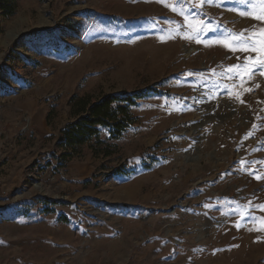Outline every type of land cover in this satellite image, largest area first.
<instances>
[{
  "label": "rangeland",
  "instance_id": "1",
  "mask_svg": "<svg viewBox=\"0 0 264 264\" xmlns=\"http://www.w3.org/2000/svg\"><path fill=\"white\" fill-rule=\"evenodd\" d=\"M14 5L0 12V264H264V0ZM229 32L256 49L224 47ZM133 94L115 154L66 157L73 97Z\"/></svg>",
  "mask_w": 264,
  "mask_h": 264
},
{
  "label": "trees",
  "instance_id": "2",
  "mask_svg": "<svg viewBox=\"0 0 264 264\" xmlns=\"http://www.w3.org/2000/svg\"><path fill=\"white\" fill-rule=\"evenodd\" d=\"M14 3L15 0H0V12L4 17L15 15ZM142 98L141 94L105 95L97 100L88 96L73 97L71 108L76 121L62 131L59 144L66 157L78 153L84 146H90L96 157L108 158L115 154L117 149L111 142L121 140L135 125L133 109ZM103 130L108 131V140H101ZM123 174L115 171V175Z\"/></svg>",
  "mask_w": 264,
  "mask_h": 264
},
{
  "label": "snow or ice",
  "instance_id": "3",
  "mask_svg": "<svg viewBox=\"0 0 264 264\" xmlns=\"http://www.w3.org/2000/svg\"><path fill=\"white\" fill-rule=\"evenodd\" d=\"M158 2H162V3H166V0H158ZM178 3H180L181 5H183V3L185 2V0H177ZM217 0H199V3L201 5H213L216 4ZM233 3L236 4H251V0H233ZM252 7H255L254 5H252ZM173 11H176L175 8H173ZM183 14V13H181ZM242 16L243 15H249L246 12H241L240 13ZM185 20H188V17L185 16L184 17ZM251 18L253 19H259L261 21H264V15L261 16H252ZM193 22H195V18H193ZM206 30H211V25L210 23H208L207 21H203L201 22L200 25L196 26V28L194 29L195 32V38L197 39V42L200 41V37L201 35L206 31ZM264 31V30H262ZM184 37H188V32L183 33ZM218 39L223 41V46L226 48H229L230 50H243V51H247V50H255L256 49V42H254L252 39H250L249 37H245L243 35V33H233V32H229L227 36H221L218 37ZM261 44H264V39H262L260 41ZM237 69H243L246 66L245 65H234L231 66ZM259 70L261 71V73H264V64H262L261 66H258L257 69L253 70V75L255 74V71ZM259 179V177H257ZM261 210L264 211V206H261Z\"/></svg>",
  "mask_w": 264,
  "mask_h": 264
}]
</instances>
